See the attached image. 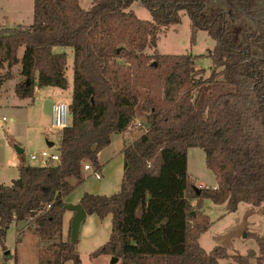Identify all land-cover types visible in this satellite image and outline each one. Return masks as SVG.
I'll list each match as a JSON object with an SVG mask.
<instances>
[{
  "label": "trees",
  "instance_id": "obj_1",
  "mask_svg": "<svg viewBox=\"0 0 264 264\" xmlns=\"http://www.w3.org/2000/svg\"><path fill=\"white\" fill-rule=\"evenodd\" d=\"M137 0H93L90 9L79 0H34L30 25L0 29V69L21 64L24 80L15 87L20 98L34 96L35 86L68 88L67 53H74L71 125L63 130L57 165L26 164L11 184H0V243L13 223L36 225L44 241L62 236L64 198L82 179L83 165L99 169V152L113 134L127 131L136 120L139 97L133 87L147 90L142 105L148 132L125 145L121 188L112 195L84 193L87 214L112 216L109 240L90 258L111 255L120 264H253L256 252L231 255L226 247L211 250L200 244L213 224L203 213L205 198L227 204L264 203V17L263 0H141L152 19H140L131 9ZM186 11L192 21V42L204 30L216 41L209 57L214 71L205 77L191 54L149 53L156 50L161 27L181 23ZM24 47V54L19 50ZM154 63H156L154 65ZM11 76L7 72L2 79ZM1 81V80H0ZM201 147L217 185L200 189L189 178L187 154ZM169 158L182 159L176 175L198 199L197 215L187 197L183 228L177 221L160 222L149 186L164 179ZM50 205V207H49ZM154 209V210H153ZM175 232L176 243L152 239ZM181 232V234H180ZM21 233V232H20ZM157 235V236H156ZM264 263V237L253 233ZM57 243L54 264H81L78 240Z\"/></svg>",
  "mask_w": 264,
  "mask_h": 264
},
{
  "label": "rangeland",
  "instance_id": "obj_2",
  "mask_svg": "<svg viewBox=\"0 0 264 264\" xmlns=\"http://www.w3.org/2000/svg\"><path fill=\"white\" fill-rule=\"evenodd\" d=\"M82 8L88 10L92 6L93 0H79ZM223 4L225 0H215ZM262 9L260 15L264 17V0L262 1ZM131 9L136 15L143 20H151L149 10L144 6L141 0H137L131 6ZM181 23L171 25L170 27H161L158 46L156 50L147 49L149 53L158 52L159 54H191L195 57L196 68L205 70V77H209L214 71V64L210 51L215 47L216 41L209 35L207 31L200 30L196 35V39L192 42V21L186 11L181 13ZM34 17V0H0V29L6 27H16L19 25L32 24ZM61 47H55V52L62 50ZM73 52L72 48H69ZM21 54H24V47H21ZM17 73L16 65L12 67ZM11 68V69H12ZM11 69H0V80ZM72 69V66H71ZM72 81V77L70 76ZM24 80V77L21 79ZM0 81V82H1ZM15 81L9 80L4 88L0 87V183L6 181L12 183V175L18 177V172L15 163V146L19 145L25 149L24 157L28 163L40 165L37 161L30 160V154L39 149L41 143L44 147L56 151L63 131H56L51 128L50 112L51 103L58 97H64L69 100L70 92L59 87H46L43 90H54L55 94L46 96L47 91L38 93L34 101L31 97H18L14 93L12 86ZM35 90V89H34ZM134 93L139 97L137 106V117L134 123L142 122L146 126L145 112L142 110V105L147 94L146 89L134 87ZM65 100V101H67ZM69 102V101H67ZM140 116V117H139ZM6 118L5 120L3 118ZM139 117V118H138ZM147 127V126H146ZM145 129L134 127L131 129L129 137L125 145L132 144L138 139ZM50 139L55 142V145L49 147L47 141ZM187 171L189 178L194 182L193 185L203 189L205 187H214L217 184L214 172L206 164V154L201 147H191L187 154ZM86 163L92 164L90 161ZM184 166L182 159L169 158L166 166V174L164 179L149 186L148 192L154 195L156 203H154V213H159L162 216L160 222L167 220L177 221L180 228H183L185 213L182 209L184 200L188 197L192 204V213L197 215V201L194 190H189L183 179H178L176 171ZM124 173V156H119L112 165H109L104 180H97L94 175L86 179H77L72 177L76 186L73 195L67 199L68 204L71 203L77 195V190L81 194L88 190L98 192V194L107 195L116 193L112 190L100 191L104 188L101 185L108 183L109 179L121 181ZM85 174V173H84ZM89 173L86 174V177ZM91 187V188H89ZM97 189V190H96ZM203 213L207 214L213 224L202 234L200 238L201 246L206 250H211L215 246L226 247L231 255L238 253L246 255L248 251L256 252L255 257L250 259V262L255 264L257 258L261 256L260 246L257 239L251 234L259 233L264 237V203L259 206H254L250 203L241 202L238 209L234 212H229L227 204H216L212 200L205 198L203 201ZM89 216L81 227L82 234L84 230L89 231L92 236V224ZM169 223V222H167ZM90 224V225H89ZM69 230L63 236L64 240L69 238ZM164 233L152 239L161 244L166 240L169 244L176 243L178 246L175 232H170L164 228ZM18 232H21L18 240ZM63 232V229H62ZM181 234V232H180ZM62 236L54 237L52 240L44 241L36 230V225L22 222L19 225L13 223L6 235L3 245L0 243V264H54L57 258L59 247L57 243L62 240ZM90 237L81 235V245L77 248L81 256V264H111V255H101L97 258H90L92 247L89 244ZM232 260V259H231ZM233 261V260H232ZM118 260L116 264H120ZM66 264H73L69 261ZM220 264H236L229 260H223ZM264 264V263H263Z\"/></svg>",
  "mask_w": 264,
  "mask_h": 264
},
{
  "label": "crops",
  "instance_id": "obj_3",
  "mask_svg": "<svg viewBox=\"0 0 264 264\" xmlns=\"http://www.w3.org/2000/svg\"><path fill=\"white\" fill-rule=\"evenodd\" d=\"M30 25V24H28ZM63 48V47H61ZM70 47H67V48H63L62 50L58 51V52H62V51H66L67 53V78H68V88H67V91H69L70 93V96L72 97V93H73V81H74V71H73V65H74V53L72 51L69 50ZM19 55L20 57H22L23 55L21 54V48L19 50ZM71 66H72V69H71ZM16 69H17V73L14 72L13 68L11 69V76L8 77V78H4L2 79V81L0 82V87L1 88H4L8 81L9 80H14L15 83L14 85L12 86V89H14V93H15V87L16 85L21 82L22 80V77L23 75L21 74V70H22V65L21 64H18L16 65ZM70 76L72 77V81L70 79ZM46 87H52V86H45V87H38V86H35V90H34V96L31 97L34 101V98L35 96L38 94V93H42L43 91H47L45 95L46 96H52L55 94L54 90H43L44 88ZM135 87V86H134ZM133 87V89H134ZM16 94V93H15ZM4 94H2L0 96V98L3 96ZM146 97H147V94H146ZM145 97V99H146ZM26 98H23V100H25ZM60 100H67L65 99L64 97H58L56 100H54L52 103H51V110H52V106L54 103L60 101ZM71 98L67 101L70 102ZM52 112V111H51ZM50 112V122H51V118H52V113ZM140 117V116H139ZM138 117V118H139ZM130 128L129 130L125 131V132H122V133H116V134H113L112 136V140H111V143L105 147L104 149H102L100 152H99V161H100V164H101V167L98 169L101 171V174L105 175V171H107V168L109 167V165H112V163L119 157V156H124L123 154V148L127 142V138L129 137V134H130ZM46 141H51L50 139L46 140ZM44 143H41L40 146H39V149L36 151V152H39L43 149H46L44 146ZM16 146H19V145H16ZM15 146V147H16ZM21 147V146H19ZM23 149V153L22 154H19L16 151H14V154H15V163H16V167H17V172H18V176H19V165L21 163V157L22 155L24 156V153H25V149L23 147H21ZM33 153V152H32ZM25 159V157H24ZM31 160V159H30ZM25 163L26 164H32V163H28L27 160L25 159ZM33 165V164H32ZM39 166H42V165H39ZM95 168V167H94ZM97 169V168H96ZM85 173V174H84ZM89 173L86 177V174ZM124 174V173H123ZM93 170L92 169H89V170H86V169H82V179H86L88 178L89 176H93ZM102 175V178L101 179H97L95 176V178L97 180H104L105 177H103ZM13 179H16L14 176L16 175H12ZM18 178V177H17ZM123 178V177H122ZM73 179L72 177L69 178V181L70 183L74 186V189L73 191L67 195L65 198H64V201L68 204L67 202V199L70 195H73L74 191H75V188L76 186L74 185L75 181L71 180ZM121 182H122V179L121 181H117L116 183V180H113V179H109L108 183L106 182V184L104 185H101L100 187L104 188L103 190H101L100 188V191H106V190H112L111 192H118L121 188ZM0 184H8L6 181L0 183ZM217 185V184H216ZM215 187V186H214ZM91 188V187H89ZM93 189H91V191H84L83 193H79L78 190H77V195L74 197L73 201L71 203H80V200L83 196L84 193L88 192V193H93V194H98V192H94L92 191ZM97 190V189H96ZM76 192V191H75ZM114 194V193H113ZM100 195H107L106 193H102ZM112 195V194H110ZM74 216V212L72 210H69L67 209L65 212H64V215H63V235L65 236L67 234V230L70 228L71 226V222H72V218ZM91 217L90 219V223L92 224V236L89 234V231L87 230H84V234H82V230L80 229V233H79V239H78V244H77V248H80V245H81V235L84 236V237H90V240H89V244L90 246L92 247V251L91 253L97 249L98 247L104 245L110 238V235H111V231H112V216L111 215H107L106 217L104 218H100L98 217L97 215H89L87 214V218L88 217ZM86 218V219H87ZM85 219V220H86ZM16 223V222H15ZM22 223V222H20ZM16 225H19V223H16ZM85 224L82 223L81 227H83ZM90 225V224H89ZM18 240L20 239L19 238V235H20V232H18ZM202 236V235H201ZM201 238V237H200ZM201 244V243H200ZM209 251V250H208ZM90 253V254H91ZM109 256V255H108ZM81 257V256H80ZM223 260H229L231 263H233V261L231 259H220L219 260V264L221 263V261ZM69 262V261H67ZM66 262V263H67ZM65 263V264H66Z\"/></svg>",
  "mask_w": 264,
  "mask_h": 264
},
{
  "label": "built area",
  "instance_id": "obj_4",
  "mask_svg": "<svg viewBox=\"0 0 264 264\" xmlns=\"http://www.w3.org/2000/svg\"><path fill=\"white\" fill-rule=\"evenodd\" d=\"M52 118H51V128L56 131H63L67 127L71 125V119H72V114L70 110V104L67 101L60 100L56 103L53 104L52 106ZM4 120L6 119L5 117L3 118ZM142 126L145 131L143 132L146 133L148 132V128L143 125L142 122H136L134 123L130 129H133L134 127L140 128ZM129 130V129H128ZM131 131V130H130ZM55 145V142H54ZM30 159L32 161H37L40 163L42 166L46 165H57L60 164L61 162V153L59 150V144L57 146V150L51 151V149H43L39 152H33L30 154ZM83 168L86 170L92 169L93 174L97 179L102 178L101 171L94 168V166L90 163H85L83 165ZM50 207V205H49Z\"/></svg>",
  "mask_w": 264,
  "mask_h": 264
},
{
  "label": "water",
  "instance_id": "obj_5",
  "mask_svg": "<svg viewBox=\"0 0 264 264\" xmlns=\"http://www.w3.org/2000/svg\"><path fill=\"white\" fill-rule=\"evenodd\" d=\"M156 63H154L155 65ZM47 145L49 147L54 146V142L53 141H47ZM17 152L19 154L23 153V149L19 146L15 147ZM197 192L198 194H200L201 190L200 188H197ZM66 209L72 210L74 212V216L72 218V222H71V242L74 243L79 239V233H80V229H81V225L82 223L85 221V219L87 218V211L85 210V208L83 207V205L81 203H77V204H66ZM118 258L117 257H112L111 260V264H116L118 262Z\"/></svg>",
  "mask_w": 264,
  "mask_h": 264
}]
</instances>
